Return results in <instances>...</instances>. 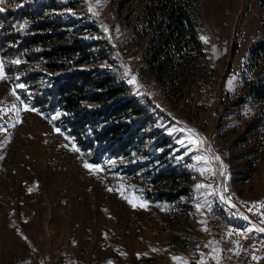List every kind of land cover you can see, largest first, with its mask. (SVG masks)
Segmentation results:
<instances>
[{
  "label": "rangeland",
  "instance_id": "obj_1",
  "mask_svg": "<svg viewBox=\"0 0 264 264\" xmlns=\"http://www.w3.org/2000/svg\"><path fill=\"white\" fill-rule=\"evenodd\" d=\"M67 1L45 0L55 5L48 18L95 20V31L77 39L106 41L109 54L81 68L113 71L162 114L155 116L153 126L171 141L165 159L189 174L190 190L180 200L182 210L143 200L136 180L121 168L125 159L89 163L67 129L55 124L56 117L34 106L31 95L21 99L0 67V264H23L28 245L36 248L43 264H58L63 254L76 264L215 262H207L206 254L216 253L207 224L228 216L222 192L232 202L240 200L234 202L240 210L264 202V124L251 126L260 105L248 101L250 114H244L230 97L237 85L243 95L247 80L256 74L246 73L244 61L248 48L263 37L257 0H196V32L206 60L192 75L171 80L145 68L144 40L132 31L146 15L145 0H83L86 6L75 10L63 7ZM26 71L47 73L38 63ZM171 84L178 88L176 99ZM226 93L230 100L219 102ZM25 105L36 111L25 110ZM165 113L206 137L219 157L221 193L203 142ZM121 121L131 125L138 118ZM236 264H243L242 257Z\"/></svg>",
  "mask_w": 264,
  "mask_h": 264
},
{
  "label": "trees",
  "instance_id": "obj_2",
  "mask_svg": "<svg viewBox=\"0 0 264 264\" xmlns=\"http://www.w3.org/2000/svg\"><path fill=\"white\" fill-rule=\"evenodd\" d=\"M84 6L83 0L63 5L71 10ZM257 7L261 10L259 26L263 37L248 48L244 61L246 73L256 74L247 80L243 95L231 102L244 114L247 110L248 115L247 102L259 103L253 128L260 122L264 124V0H257ZM0 9V67L21 99L31 95L34 106L53 114L55 124L67 129L76 146L87 154L89 163L97 164L102 158L125 159L121 168L136 180L143 200L182 210L185 203L180 200L187 198L192 179L165 159L171 141L153 126L155 116L162 114L142 95L133 94L130 85L113 71L81 68L106 60L109 54L106 41L77 39L84 32L95 31V20L79 22L71 18L65 22L48 18L55 5L45 0L32 4L2 0ZM143 9L146 15L132 31L136 38L144 40L148 52L145 68L155 77L170 80L192 75L206 60L196 32V0H145ZM46 42H51L50 46ZM34 63L47 73H28L26 70ZM171 88L176 87L171 84ZM177 89H173L175 99ZM223 100H230L227 93L219 102ZM85 104L96 107L85 108ZM128 118L138 121L131 125L121 121ZM245 164L252 170L249 161Z\"/></svg>",
  "mask_w": 264,
  "mask_h": 264
},
{
  "label": "bare ground",
  "instance_id": "obj_3",
  "mask_svg": "<svg viewBox=\"0 0 264 264\" xmlns=\"http://www.w3.org/2000/svg\"><path fill=\"white\" fill-rule=\"evenodd\" d=\"M241 93L240 86H235L232 92L230 93L231 98H237ZM241 96V95H240ZM183 127L187 128L189 131L192 130V134H194L198 139L203 142L202 147L207 150V154L211 159L215 169H217V177L220 180L221 175V166L218 164L215 155L213 154L210 145L208 146V140L201 133L197 132L189 125L181 124ZM179 125V126H180ZM222 187L219 188V191H223ZM219 192V193H221ZM224 196V201L221 200L225 209L228 210V216L224 215V217H214L207 224V229L213 234H217L218 232V223L223 225L227 229H232L235 231V235L232 241L233 250L229 249L228 246L224 244H217V255L220 258L224 259V262H219V264H236L237 259L242 257L243 264L248 263L249 254L255 246L256 241L261 242V248L258 250V255L254 261L249 264H262L264 262V232L256 231L257 228H264V217L257 214L249 207L246 210H240L239 208H233L234 202L240 201L236 197H234L233 202L225 196L222 192L221 194ZM231 194H229L230 196ZM263 202L256 203L254 205L262 204ZM233 205V206H232ZM253 205V206H254ZM236 207V206H235ZM9 221H12L11 218H8ZM250 243H247V242ZM246 243L250 244V248L244 252L246 247ZM27 258L25 259L23 264H43L39 261V256L37 250L34 246H27ZM234 253V256H233ZM211 262V261H209ZM58 264H76L74 259L66 254H63ZM210 264H217V262H211Z\"/></svg>",
  "mask_w": 264,
  "mask_h": 264
},
{
  "label": "built area",
  "instance_id": "obj_4",
  "mask_svg": "<svg viewBox=\"0 0 264 264\" xmlns=\"http://www.w3.org/2000/svg\"><path fill=\"white\" fill-rule=\"evenodd\" d=\"M233 208H238V207L233 206ZM249 208L251 210H253L254 212H256L257 214L264 217V202L262 204L249 206ZM235 233L236 232L233 231L232 229H227L223 225L218 223V232H217V234L213 235V243L216 247V253L214 255L206 254L207 262L208 261H216L217 264H219V262H224V259L220 258L217 255V244H224L225 246H228L229 249L233 250L232 241H233V237H234ZM261 245H262L261 242L256 241L254 248L252 249L251 253L249 254L247 264H249L250 262L255 260V258L258 255V250L261 248ZM233 256H234V253H233Z\"/></svg>",
  "mask_w": 264,
  "mask_h": 264
},
{
  "label": "snow or ice",
  "instance_id": "obj_5",
  "mask_svg": "<svg viewBox=\"0 0 264 264\" xmlns=\"http://www.w3.org/2000/svg\"><path fill=\"white\" fill-rule=\"evenodd\" d=\"M0 2H2V0H0ZM0 11H3V9H0ZM135 78L133 77V80ZM17 87H23V85H18ZM13 94L15 95V91H13ZM19 99V97H17ZM25 110L27 111H36L35 108H29L27 105H25ZM56 131L59 133L60 132V129L57 128ZM192 130L190 129L189 132H191ZM62 134V133H61ZM217 159H219V157H217ZM85 167H88V168H91L92 166L91 165H88L87 163H85ZM197 187H204L203 185H197ZM109 191H112L113 189H108ZM131 203V201H129ZM133 207H135V205H133ZM256 231H260V232H264V228H257ZM175 259V258H174Z\"/></svg>",
  "mask_w": 264,
  "mask_h": 264
},
{
  "label": "water",
  "instance_id": "obj_6",
  "mask_svg": "<svg viewBox=\"0 0 264 264\" xmlns=\"http://www.w3.org/2000/svg\"><path fill=\"white\" fill-rule=\"evenodd\" d=\"M87 3L90 4V0H88ZM165 115H166V117H167L168 119H170V120L173 121L174 123L180 125L179 120H175V119L171 118V117H170L168 114H166V113H165ZM195 128H196V127H195ZM196 129H197V128H196ZM200 133H201V132H200ZM216 178H217V182H218V187L220 188L221 185H222V180H219V178L217 177V175H216ZM220 192H221V191H220ZM220 199H221L222 201H224L225 198H224V196H222ZM262 264H264V262H262Z\"/></svg>",
  "mask_w": 264,
  "mask_h": 264
},
{
  "label": "crops",
  "instance_id": "obj_7",
  "mask_svg": "<svg viewBox=\"0 0 264 264\" xmlns=\"http://www.w3.org/2000/svg\"><path fill=\"white\" fill-rule=\"evenodd\" d=\"M247 243H250L249 241ZM250 246V244H246V248H248Z\"/></svg>",
  "mask_w": 264,
  "mask_h": 264
}]
</instances>
